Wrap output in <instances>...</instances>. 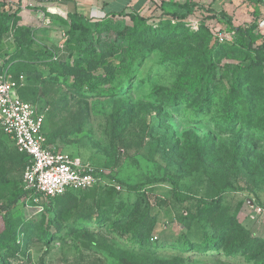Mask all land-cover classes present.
<instances>
[{
  "label": "rangeland",
  "instance_id": "1",
  "mask_svg": "<svg viewBox=\"0 0 264 264\" xmlns=\"http://www.w3.org/2000/svg\"><path fill=\"white\" fill-rule=\"evenodd\" d=\"M191 1L198 6L183 22L187 35L181 33L165 39L163 48L147 56L120 95L72 97L65 89L48 85L43 78L27 72L22 73L24 79L18 94L44 115L43 132L51 147L101 171L100 183L85 193L91 196L89 199L94 206L109 207L112 218L119 213L129 215L134 209L133 214L147 211L151 219L154 218L148 243L173 245L183 237L200 240L201 223L187 220L186 216L195 213V200L210 201L220 197L219 208L206 231L211 233L221 222L233 220L247 232L251 245L254 243L256 249L264 252V141H254L239 132L220 135L209 129L207 122L194 125L182 116H175L171 109L161 108L152 93L156 87H171L178 75L204 69L210 60L217 86L215 102L206 119L225 110L230 70L247 56L231 46L238 37L235 28L254 21L264 34V9L261 3L248 0ZM161 22L157 19L154 28ZM124 23L126 27L131 25L127 19ZM169 24L175 26L177 22L172 20ZM65 29L54 26L43 36L34 33L35 45L61 47L59 43L64 39ZM220 35L226 37L223 42L218 41ZM3 41L5 46L10 43ZM244 89L245 96L264 95V69L254 72ZM239 106L238 120L242 122L243 106ZM178 111L181 115L190 113L183 110V106ZM262 119L264 108L261 107L250 122L258 124ZM25 161L0 128V204H6L12 194H19L23 189ZM150 179L175 180L181 196L189 200L176 201L168 182L146 183ZM124 185H141L142 195ZM44 208V200L25 197L19 199L14 211L20 210L22 217L28 220L38 217ZM2 231L0 215V233ZM121 251L132 252L137 258L121 257ZM24 254L30 264H143V259L151 261L153 258L171 262L174 255L185 257L184 264L253 262L244 258L211 261L170 248L155 252L132 250L125 237H97L79 232L63 234L48 248L33 241L25 246Z\"/></svg>",
  "mask_w": 264,
  "mask_h": 264
},
{
  "label": "trees",
  "instance_id": "2",
  "mask_svg": "<svg viewBox=\"0 0 264 264\" xmlns=\"http://www.w3.org/2000/svg\"><path fill=\"white\" fill-rule=\"evenodd\" d=\"M248 1L259 2L264 9V0ZM197 6L191 0L183 3L167 2L147 8L143 13L132 11L99 20H91L78 13H69L66 19H58L44 11L45 16L66 28L64 39L59 43L63 47L54 45L45 48L35 45L32 28L19 25L18 10L11 12L0 2V72H7L15 80L23 72L34 73L48 85L65 89L72 97H116L128 88L134 72L147 56L154 50L163 48L165 39L174 38L181 33L187 35L183 22L194 14ZM172 7L174 10H165ZM213 18L214 16L209 17ZM126 19L131 23L129 27L124 23ZM157 19L162 22L154 28L153 24ZM172 20L177 22L175 26L169 24ZM205 29L208 30L206 27ZM235 31L238 37L231 46L245 52L247 56L245 61L234 65L230 70L225 110H219L215 117L206 119L213 108L217 86L210 60L204 69L190 75H178L171 87H156L152 93L158 98L161 108L171 109L175 116H182L194 125L207 122L211 126L209 129L217 134L239 132L254 141H264V119L258 124L250 122L256 117L258 109L264 108V95L260 93V97L245 96L244 89L251 75L264 69V34L254 21L247 26H237ZM4 39H11L12 43L6 41L10 43L5 46ZM55 55L57 58L54 60ZM239 104L243 106L242 122L238 120L241 108ZM181 106L190 113L181 115L178 111ZM21 155L26 159L24 170L27 158L24 154ZM154 182H168L176 201L189 200V197L181 196L175 180L146 181L150 184ZM124 186L137 195H142L141 185ZM93 189L95 187L48 198L44 200V211L38 217L28 220L22 217L20 210L14 211V208L19 199L28 197L29 193L22 189L19 194H12L6 204H0L3 220L0 264H30V260L24 258L25 246L37 241L48 248L54 240L72 232L97 237H125L132 250L155 252L170 248L180 254L201 255L211 261L244 258L247 259L245 261H253L252 264H264V252L256 249L254 243L251 245V238L235 221H223L211 233L206 231L209 221L219 208L220 197L210 201L195 200V213H188L186 216L187 220L201 223L203 230L200 240L193 241L183 237L173 245H164L159 242L148 243L154 218L151 219L147 211L133 214L136 211L134 209L129 215L119 213L112 218L109 207L95 205L94 209V203L89 199L91 196L85 194ZM120 255L137 258L128 251H121ZM143 260V264H184L187 261L181 255H174L171 262L155 258L151 261Z\"/></svg>",
  "mask_w": 264,
  "mask_h": 264
},
{
  "label": "built area",
  "instance_id": "3",
  "mask_svg": "<svg viewBox=\"0 0 264 264\" xmlns=\"http://www.w3.org/2000/svg\"><path fill=\"white\" fill-rule=\"evenodd\" d=\"M226 37L218 36L223 42ZM12 43L11 39H8ZM57 55L53 57L55 60ZM0 72V128L27 158L22 173L27 199L56 198L69 191H86L100 183L101 171L76 157L56 151L43 132L44 115L18 94L23 81Z\"/></svg>",
  "mask_w": 264,
  "mask_h": 264
},
{
  "label": "crops",
  "instance_id": "4",
  "mask_svg": "<svg viewBox=\"0 0 264 264\" xmlns=\"http://www.w3.org/2000/svg\"><path fill=\"white\" fill-rule=\"evenodd\" d=\"M5 9L18 10L19 25L29 26L33 32L43 36L44 32L61 26L58 21L45 16L44 11L58 19H66L69 13H78L91 20H99L111 15L145 11L160 6L161 3L180 0H0ZM62 27V26H61Z\"/></svg>",
  "mask_w": 264,
  "mask_h": 264
}]
</instances>
